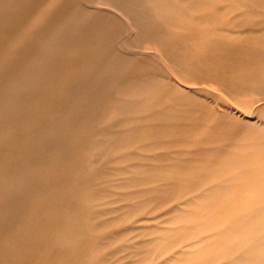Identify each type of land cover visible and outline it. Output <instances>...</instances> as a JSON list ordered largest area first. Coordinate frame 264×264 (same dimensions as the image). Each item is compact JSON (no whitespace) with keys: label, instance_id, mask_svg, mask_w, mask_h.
Here are the masks:
<instances>
[{"label":"rangeland","instance_id":"1","mask_svg":"<svg viewBox=\"0 0 264 264\" xmlns=\"http://www.w3.org/2000/svg\"><path fill=\"white\" fill-rule=\"evenodd\" d=\"M92 1L0 0V264H179L262 170L264 0Z\"/></svg>","mask_w":264,"mask_h":264},{"label":"bare ground","instance_id":"2","mask_svg":"<svg viewBox=\"0 0 264 264\" xmlns=\"http://www.w3.org/2000/svg\"><path fill=\"white\" fill-rule=\"evenodd\" d=\"M89 6L94 7L95 10L102 9L114 15L118 19L120 26L122 25V22H123L129 27L131 31L132 30L135 31L134 33H136V31H142L144 29V26H145V24L143 23L144 15L143 16L141 15V8L137 6L136 0H94L91 3H89ZM77 23H80L79 26L81 25H91L92 26L94 24V21H92L91 18H82V20H79ZM67 24L68 23L60 22L59 24H56L52 26L51 28L47 29V30H50L49 33L45 31V29H43V33H46L45 34L46 36L54 40V36L60 31L61 28L65 29ZM107 27L108 29L102 32H105L104 37L106 41L110 42L111 40L116 38L118 35H120L121 29H118V28L110 29L109 28L110 26H107ZM30 42L32 41L30 40ZM53 48L54 47H52V49ZM193 86H196V85H193ZM261 98L262 99L264 98V88L259 91V95L256 98L250 99L248 102L252 103V101H256V99L258 100ZM134 108H135V105H134ZM251 110H252V107H251ZM244 114L245 113H242L243 117H245ZM149 121H150V117H149ZM90 129H91V126H90ZM259 164L262 170H260V172L256 174L257 177L255 176V178L245 183L242 187L241 195L239 196L237 195L235 198H233V200H230L228 202V208L226 209L224 214H221L218 218H216L213 222H211L208 225V231L206 233L203 232L199 236V238L194 240V243H195L194 245L196 246V248L194 252H192L193 256L187 257L185 255H181L177 258L176 261L179 264H194V261H195L194 256H200L203 259L204 264H264V247H262V245L264 244V160Z\"/></svg>","mask_w":264,"mask_h":264}]
</instances>
